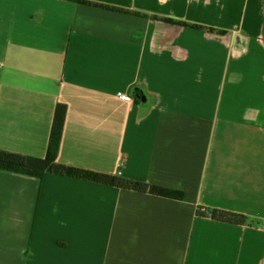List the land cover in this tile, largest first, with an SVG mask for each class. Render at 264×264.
Segmentation results:
<instances>
[{"label": "crops", "instance_id": "1", "mask_svg": "<svg viewBox=\"0 0 264 264\" xmlns=\"http://www.w3.org/2000/svg\"><path fill=\"white\" fill-rule=\"evenodd\" d=\"M58 105V164L185 199L49 174L22 225L0 172V264H264V0H0V149L46 153Z\"/></svg>", "mask_w": 264, "mask_h": 264}, {"label": "trees", "instance_id": "2", "mask_svg": "<svg viewBox=\"0 0 264 264\" xmlns=\"http://www.w3.org/2000/svg\"><path fill=\"white\" fill-rule=\"evenodd\" d=\"M186 28L203 30V28L193 25L180 24ZM139 106V105H138ZM67 108L64 105H58L53 120L52 131L49 140L48 150L45 153V159H36L27 156V152H11L0 149V172L15 174L22 172L33 179L43 181L46 175L56 174L63 175L77 180H83L100 185H106L124 191H135L145 193L149 192L159 195L160 197L182 201L185 194L180 191L169 190L165 188L150 187L147 184L133 182L120 177L105 176L95 174L90 171L72 168L58 164L57 157L62 138V133L66 121ZM206 217V214H200ZM213 221L245 226L251 225L248 217L223 210H213L210 213Z\"/></svg>", "mask_w": 264, "mask_h": 264}, {"label": "water", "instance_id": "3", "mask_svg": "<svg viewBox=\"0 0 264 264\" xmlns=\"http://www.w3.org/2000/svg\"><path fill=\"white\" fill-rule=\"evenodd\" d=\"M45 12L42 11H38L36 12V14L34 15L35 18V23L33 24L35 27H39L41 25H43V23L46 20V14H44ZM27 156L32 157V158H36V159H45V153L42 151H32V152H27ZM14 176L17 178V180H19V183H21L22 185L19 184L17 191V194L19 195V197L17 198V200L19 202H10V208L13 209L15 208V213L11 212L9 209L6 214L9 217V219H12V221H15V219H17V221H19L21 224V211L24 209L25 207V196H26V192L28 191V188L30 186V182L33 180L32 177H29L28 175L22 173V172H17L14 174ZM15 206V207H14ZM17 215V216H15ZM19 219V220H18ZM22 225H24V222L22 223Z\"/></svg>", "mask_w": 264, "mask_h": 264}, {"label": "flooded vegetation", "instance_id": "4", "mask_svg": "<svg viewBox=\"0 0 264 264\" xmlns=\"http://www.w3.org/2000/svg\"><path fill=\"white\" fill-rule=\"evenodd\" d=\"M152 88H150L148 85L140 84L135 90H134V96L136 97L137 103L141 107L151 108L153 109H160V102L162 101V95H159V92L157 89L154 91H151ZM159 95V96H158ZM161 111L164 109H160Z\"/></svg>", "mask_w": 264, "mask_h": 264}, {"label": "rangeland", "instance_id": "5", "mask_svg": "<svg viewBox=\"0 0 264 264\" xmlns=\"http://www.w3.org/2000/svg\"><path fill=\"white\" fill-rule=\"evenodd\" d=\"M155 89H157L158 90V92L159 91H161V89L160 88H152V90L151 91H154ZM141 109V108H140ZM264 227V226H263Z\"/></svg>", "mask_w": 264, "mask_h": 264}, {"label": "built area", "instance_id": "6", "mask_svg": "<svg viewBox=\"0 0 264 264\" xmlns=\"http://www.w3.org/2000/svg\"><path fill=\"white\" fill-rule=\"evenodd\" d=\"M121 176V173H118V177H120Z\"/></svg>", "mask_w": 264, "mask_h": 264}]
</instances>
